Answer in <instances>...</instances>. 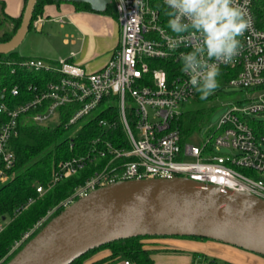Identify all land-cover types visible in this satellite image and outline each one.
<instances>
[{"label": "built area", "instance_id": "2783aa9c", "mask_svg": "<svg viewBox=\"0 0 264 264\" xmlns=\"http://www.w3.org/2000/svg\"><path fill=\"white\" fill-rule=\"evenodd\" d=\"M112 1L120 38L104 66L88 70L64 57L26 59L20 65L55 72L57 79L29 86L33 96L23 103L0 102V112L6 114L0 126L1 182L12 177L16 153L11 141L19 133L22 115L39 124L57 123L60 108L73 104L76 109L66 126L78 128L93 116L118 108L117 117L111 114L99 119L105 135L95 137L86 154L59 162L51 183L74 174L89 160L107 158L104 168L50 210L9 253L58 206L65 208L91 190L119 180L181 176L264 199V119H259L264 118V93L248 91L250 94L235 102L201 143L190 141L201 129L184 138L180 119L196 92L180 71L178 53L187 49H169L157 31L160 27L168 31L163 0ZM237 2L244 5L249 23L239 37L237 54L230 63L220 64V69L226 67L234 73L228 84L251 90L264 86V0ZM43 20L39 16L32 26L40 29ZM20 90L18 84L11 88L13 95ZM243 99L252 102L243 105ZM119 122L124 138L116 135L115 141L109 139ZM222 147L229 151L218 152ZM37 190L43 194L46 188L38 185ZM32 201L30 198L28 203ZM6 224L0 221V233Z\"/></svg>", "mask_w": 264, "mask_h": 264}, {"label": "water", "instance_id": "95a60500", "mask_svg": "<svg viewBox=\"0 0 264 264\" xmlns=\"http://www.w3.org/2000/svg\"><path fill=\"white\" fill-rule=\"evenodd\" d=\"M38 0H27L19 27L0 53L22 43ZM89 2L104 10L111 0ZM138 235H193L264 256V199L174 176L119 180L79 197L54 216L6 264H70L90 249Z\"/></svg>", "mask_w": 264, "mask_h": 264}, {"label": "trees", "instance_id": "16d2710c", "mask_svg": "<svg viewBox=\"0 0 264 264\" xmlns=\"http://www.w3.org/2000/svg\"><path fill=\"white\" fill-rule=\"evenodd\" d=\"M59 1L61 0H38L30 28H32L35 17L43 13L46 3ZM73 2L77 4L78 8H91L89 2ZM4 3L3 0H0V43L8 41L15 34L21 23L25 7L24 4L20 15L11 16L5 11ZM103 11L116 15L112 0ZM29 58L35 57L21 54L17 49L8 53H0V102L6 100L12 105L23 103L33 96L29 86L32 84L42 86L50 80L57 79L58 75L55 72L20 65V62ZM233 76L232 70L223 67L218 76V87L212 94L201 100L199 95L195 93L191 99V105L184 111L179 123L184 138H189L192 133L201 129L211 112L209 100L215 97L217 89L226 84ZM16 84L20 86L21 90L18 95H13L11 88ZM3 93L5 94L4 98L2 97ZM75 109L76 106L73 104L62 106L60 108V120L51 124L36 123L32 119H27V114L21 117L19 133L11 141V146L16 153V164L13 168L16 173L9 181L3 183L0 181V218L8 215L11 217V220L0 233V264H6L29 239L64 208L58 206L25 241L9 253L14 244L26 232L30 231L50 210L73 193L78 186L84 184L88 178L102 170L106 165L107 158L89 160L74 174L64 177L54 184L51 183L59 162L86 154L91 147L92 140L97 136L105 135V130L99 124V119L111 116V114L113 117L118 116V108L115 106L110 109V114L99 113L78 128L67 127L66 123ZM30 113L32 112H28V114ZM5 119L6 114L0 112V126ZM116 135L120 138H124L125 135L120 122L117 123L112 136L107 137L115 141ZM38 185L46 188L43 194L37 190ZM30 198H33V201L28 203ZM165 236L188 235H138L122 238L90 249L70 264H111L121 259H126L135 264H156L153 254L160 249L148 246L145 240ZM188 237L209 239L193 235ZM104 248L110 249L109 255L85 263L95 252ZM201 254L208 258L205 254Z\"/></svg>", "mask_w": 264, "mask_h": 264}, {"label": "crops", "instance_id": "0c3cea01", "mask_svg": "<svg viewBox=\"0 0 264 264\" xmlns=\"http://www.w3.org/2000/svg\"><path fill=\"white\" fill-rule=\"evenodd\" d=\"M3 1L5 2V11L9 15L18 16L21 14L25 0ZM39 16L44 18L41 28L37 29L32 26L30 29L44 33L49 22L59 23L64 30L61 38L63 50L53 51L52 45L47 44V46L34 47L35 49L31 53L27 51L28 54L25 55L53 60L57 58H53L54 54H58V58H68L88 70H96L106 64L112 51L119 44L120 26L117 16L103 10H95L92 7L78 8L73 1L61 0L46 3L43 13L38 14L35 19ZM47 27L50 29L53 26ZM48 34L51 39H54L55 33ZM145 241L148 246L160 249L153 254L156 264H188L190 256L192 258L204 257L201 253L208 258L211 257L212 260L221 257L225 258V261L235 264H264V256L261 254L213 239L165 236L148 238ZM110 252L109 248L101 249L88 258L85 263L104 258ZM111 264L128 263H126V259H121Z\"/></svg>", "mask_w": 264, "mask_h": 264}, {"label": "clouds", "instance_id": "9594fccd", "mask_svg": "<svg viewBox=\"0 0 264 264\" xmlns=\"http://www.w3.org/2000/svg\"><path fill=\"white\" fill-rule=\"evenodd\" d=\"M166 28L157 31L178 53L180 71L201 100L218 87L220 64L230 63L248 26L246 9L237 0H163Z\"/></svg>", "mask_w": 264, "mask_h": 264}, {"label": "rangeland", "instance_id": "374dc122", "mask_svg": "<svg viewBox=\"0 0 264 264\" xmlns=\"http://www.w3.org/2000/svg\"><path fill=\"white\" fill-rule=\"evenodd\" d=\"M47 26H53L49 29ZM46 26L47 29H45L42 32H37L34 29H30L23 39L22 43L17 47V50L21 54H28L27 51L31 53L37 46L40 45H45L47 44L52 45L51 49L53 51H62V43H61V38L63 37L64 30L60 27L59 23L56 22H49L48 25ZM48 33H55L54 39H51L48 35ZM52 40H54L52 42ZM34 53V52H32ZM56 53V52H55ZM54 54V52H53ZM58 54H54L53 56L50 57H57L58 59ZM41 58V57H40ZM45 61H50L51 59L48 58H43ZM250 91L251 94H262L264 93V86L259 87V88H251V90H248L246 88H240L238 86L230 85L228 83L224 84L222 87H219L217 89V94L215 97H212L209 100V105L211 106V112L208 118L205 120L204 124L201 127V130L195 134V136L190 137V141L196 142V143H201L205 136H207L213 128L218 127L220 124V121L222 117L231 109L232 105L235 104L240 98H244L245 96L249 95L248 93ZM245 100V101H244ZM243 105H248L252 101L250 99H243ZM189 104V103H188ZM191 105V103H190ZM259 119H264L263 117H260ZM229 149L222 147L218 152L221 153H227ZM16 172L13 170L12 177L14 176ZM9 181V179H8ZM6 182V181H5ZM3 183V182H1ZM63 201V200H62ZM11 220V217L8 215L6 216L5 219L0 218V221H4L8 223ZM225 258H217L216 260H212L210 258H192L191 256L189 257L188 264H193V263H198V264H235L232 262L225 261Z\"/></svg>", "mask_w": 264, "mask_h": 264}]
</instances>
